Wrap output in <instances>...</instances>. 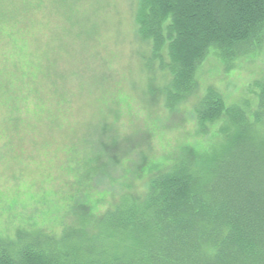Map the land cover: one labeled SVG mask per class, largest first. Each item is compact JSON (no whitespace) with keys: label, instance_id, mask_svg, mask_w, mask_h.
<instances>
[{"label":"rangeland","instance_id":"374dc122","mask_svg":"<svg viewBox=\"0 0 264 264\" xmlns=\"http://www.w3.org/2000/svg\"><path fill=\"white\" fill-rule=\"evenodd\" d=\"M136 9L137 0H0L1 238L20 229L58 235L76 206L97 219L122 195L141 202L185 148L230 146L235 156L243 141L227 143L225 119L197 130L194 109L210 88L245 110L244 145L264 161V122L252 116L264 44L228 68L210 50L196 89L170 108L171 76L140 38ZM161 55L167 62L166 48Z\"/></svg>","mask_w":264,"mask_h":264},{"label":"trees","instance_id":"16d2710c","mask_svg":"<svg viewBox=\"0 0 264 264\" xmlns=\"http://www.w3.org/2000/svg\"><path fill=\"white\" fill-rule=\"evenodd\" d=\"M135 23L151 42V58L171 76L164 91L171 108L196 89L210 50L228 68L262 48L264 0H137ZM255 87L258 124L264 80ZM194 113L200 133L225 119L227 143L234 137L243 150L230 157V146L221 154L185 148L180 161L148 181L141 202L122 195L97 219L76 206L58 235L20 229L11 240L0 237V264H264V161L244 145L252 139L246 112L227 107L210 88Z\"/></svg>","mask_w":264,"mask_h":264}]
</instances>
